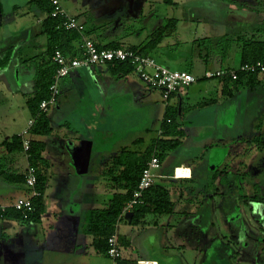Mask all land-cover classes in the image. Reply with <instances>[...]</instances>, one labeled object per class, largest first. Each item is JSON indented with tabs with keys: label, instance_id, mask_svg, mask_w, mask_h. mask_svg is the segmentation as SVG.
Wrapping results in <instances>:
<instances>
[{
	"label": "crops",
	"instance_id": "0c3cea01",
	"mask_svg": "<svg viewBox=\"0 0 264 264\" xmlns=\"http://www.w3.org/2000/svg\"><path fill=\"white\" fill-rule=\"evenodd\" d=\"M217 1L199 0L197 2H204L203 5L192 3L185 6L186 10L187 7L193 10V14L191 16L187 12L188 16L181 23L187 26L194 24L198 33L205 34L185 44L177 54L187 59L184 67L178 70L162 64L170 54L174 58L171 53L173 47L180 46L178 36H175L179 23L167 13H164L167 16L162 17L164 19L161 18L158 25L161 30L169 31V36L162 39L148 54L162 66L190 73L197 78L196 84L175 93L168 101V105L176 108L178 114L182 113L178 127L182 132L180 145L171 153H176L188 144L189 150H192L188 155L190 157L185 156L175 161L176 163H168L166 160L159 169L163 170V174L154 175L155 180L179 181L177 186L174 185L179 204L174 201L176 204L173 214L167 216L177 215L185 219L195 217L196 224L192 225L197 228L193 243L195 250L198 253L200 249L209 248L211 255L219 249L218 235L210 240L208 246L201 248L198 243L202 240L199 239L200 228L204 225L213 228L214 225H209L212 212L201 203L206 198L205 189L210 184L216 195L221 194L223 197L216 184L219 185V178L224 175L222 173L214 181L212 175L223 168L224 164L229 163L231 166L233 148L238 149V145L243 144L242 146L250 149L248 139L256 134L264 135V77L258 76L254 83H244L238 87L207 78L210 72L235 69L240 65L241 58L236 46L224 51L226 43L231 45L238 37L253 36L264 41V20L255 22L258 19L254 8L250 4L243 5V0ZM73 2L80 4L78 14L69 15L84 25L85 31L78 40L63 44L66 58H80L83 41L102 46L116 43L120 49L128 50L144 46L151 39L148 36L146 41L139 40L134 45H125L126 43L116 38L119 23H112L111 18H101L97 13L99 11L92 8L90 3L83 0ZM207 3V6L214 5L213 13H210L209 8H205L208 13L203 10L199 13L198 10ZM4 4L5 1L0 0V206H11L18 199L28 197V190L17 180L23 176L27 161L24 153L12 149V140L21 135L32 120L28 102L39 93L40 73L51 66L47 53V36L42 26L46 16L30 5L29 0H15ZM161 4V8L177 6L173 0L170 3L162 0ZM239 4L246 6L251 13H245L240 18L231 16L230 13L235 12ZM224 7L227 14L218 15L216 11L222 12ZM150 20L146 21V27H150ZM157 21L155 19L154 23ZM171 21L176 24L172 30L169 29ZM152 24L151 21V26ZM97 31L106 37L96 35ZM174 36L177 40L161 45L165 39ZM131 74L137 77L134 72L126 76L116 74L111 65L95 66L74 70L58 82L59 95L56 102L46 109L51 134L40 137L32 136L29 132L28 135L30 141L44 144L39 166L40 173L45 178V188L40 200L43 213L35 224L0 219L5 222L0 223V248L7 252L5 264H62L57 262V255L63 250L67 256L80 254L78 247L87 236L91 238L90 248L93 249V237L86 233L89 214L106 208L115 192L106 172L111 168L114 158L119 157L122 152L140 153L149 147L157 138L162 121L157 115L160 113L163 117L164 114L165 105L160 106L155 95L159 92L145 86L147 93L137 90L131 83L133 78H128ZM16 98L21 104L12 108ZM148 107L151 110L153 108L154 114L147 121L145 112ZM14 109L16 116L10 122L3 123V119ZM143 121L148 123L144 125ZM151 131H155L154 137L147 139ZM216 133L227 134L229 138L215 141ZM142 146L145 148L142 149ZM214 149L221 151L217 160L220 163L214 172L205 171V168L198 171L200 167L197 169L189 164L191 160L199 158L201 166L206 167ZM95 168L99 170L95 171ZM175 168L185 169V172L181 171L185 178L171 179ZM97 178L105 180L104 191L109 193L106 200L95 192V186L100 185L95 181ZM224 180L227 184V178ZM207 199H212L211 195ZM190 201L192 204H189ZM195 205L200 208L192 213L189 208ZM154 224L157 225L156 222ZM7 229L11 230V234L5 233ZM191 231L187 227L181 233L188 236ZM204 240L209 239L205 237ZM221 252L224 250L221 249ZM39 253L40 257H37ZM68 260L70 261L64 264H71V258ZM139 260L158 262L148 256Z\"/></svg>",
	"mask_w": 264,
	"mask_h": 264
},
{
	"label": "rangeland",
	"instance_id": "374dc122",
	"mask_svg": "<svg viewBox=\"0 0 264 264\" xmlns=\"http://www.w3.org/2000/svg\"><path fill=\"white\" fill-rule=\"evenodd\" d=\"M4 1V5H6L10 4L11 1L15 0ZM161 1L162 0L143 1L142 7L144 11V17H147V19H151L150 27H144L143 21L141 19L137 20L136 18L128 17L130 18V20H127L122 17L120 18L121 21L118 24L119 28L117 31L116 38L126 43L125 45H134L138 43L139 40L146 41L147 37L151 36V34L149 33L152 28L151 21L154 24L155 19H157L159 22L162 17L167 16L164 13L169 14V16L174 17L175 20H177L179 23L176 26L175 35L178 36V40L174 36L172 38L165 39L161 45H165L167 42L173 40H177L178 42L182 43V45L179 43L180 46H174L175 48L173 47V50L171 52L173 53L174 58L170 54L168 58L163 60L164 62H162V64L164 63L168 66L170 65L172 69L179 70L181 67H184L186 65L185 62H187V59L184 58L182 55L177 56V54L181 51L182 47H184L185 44H188L191 40L197 39L200 36L203 37V35L205 34L204 32L203 34H201V32L198 33L194 24H188L187 26L186 24L181 23L182 19L188 16L187 12L191 16L193 14V10H190L189 7H187L188 10H186L185 6H189L192 3L203 5L204 2H197L199 0H173V3L177 4L175 8H172L170 6H165L161 8L160 6L163 5L161 4ZM243 1H245L243 2V5L247 4V6H249L250 4V6L254 8V14L256 15L254 16L258 19L255 20V22L258 23L264 20V0ZM258 3L260 5L262 4V6L259 7ZM60 5L68 14H78V10L80 7L79 3L74 4L73 0H60ZM207 5L208 3L205 4L203 8L199 9V13L202 10L208 13L207 9L205 8H209L210 13H213L212 8L214 7V5ZM243 5L239 4L237 10L235 12H231L230 15L234 18H240L244 17L245 13H251L249 12L250 10H248V8ZM226 6H228V4ZM216 13L218 15H225L227 14L226 8L224 7L222 9V12H220V10H217ZM80 21L83 22L82 19ZM87 27L89 26L87 25ZM166 33H168V31H166ZM99 34L100 36L103 35L102 33H99V31H97L96 35ZM103 37H106V35H103ZM154 56L155 55H153V57ZM166 60H171L172 62L170 63ZM99 76L101 77L102 74H99ZM128 78H133L131 79V83H133V86L135 85L137 90H143L145 91V93H147V91L144 90L145 87L142 82L138 80V77H136L134 74H131L130 76H128ZM157 94L158 93L156 92L155 95L157 96V102L160 106H162L163 101L161 95H159L160 93L158 95ZM19 104H21V101L16 98L14 100V103H12L11 107L15 108ZM150 111L151 114H149ZM24 114H26V112H24ZM153 114V108L151 110V107H148L147 111L145 112V119L148 121L149 117L153 116ZM14 116H16L15 109L11 111L6 118L3 119V123L10 122V120H12V117ZM157 118L159 120L162 119L160 113H158ZM147 123L148 122L143 121L144 125ZM91 131H93L92 128ZM154 132L155 131H151L150 135L147 136V139L154 137ZM224 133H216V137L214 136V140L228 139L229 136ZM211 134L214 135V133ZM242 145L243 144H239L238 149L233 148L231 156L233 161L231 166L229 163L224 164L223 168L221 167L219 171H217V177H219V175H221L222 173L224 175L223 177L219 178V185L216 184V187L221 191L223 197H221V194L216 195V192H214V187H211L210 184H208L207 188L205 189L206 198L202 199L201 202L206 207L205 209H209L212 212L213 215L209 217V219H211L209 220V225H211V223H213L214 225L213 228L206 227L205 225L200 228L201 237L199 239L202 240L198 242L199 246L201 248L202 246H208L210 240H213L215 236L218 235V237L220 238L218 251L213 252L212 255L211 251H209V248H204L203 250L200 249L198 253L196 252L195 246L193 244L195 243L194 239L197 230V228L193 227L196 224L195 217L190 216L185 219L177 215L161 217L153 216L154 218L147 217L144 220L143 224L141 223L139 226L135 227L129 226L125 221H121L117 224L116 235L122 239L129 241L130 248L122 249L123 259L126 260L127 264H134L135 261L145 256L156 259L155 261H158L157 263L159 264H262V262L264 261L260 256L262 252L260 250V252L257 251L258 249L255 246L256 244L253 241V238L260 237L257 233L258 229L255 228V218L258 220L259 223L263 221V218L257 212L249 213V210L246 207L244 209H242V207L244 204H247L248 202L252 201L253 198H256L258 201H264V175L262 174V172L264 173V149L261 151L258 150V153H260V155H258L256 153L257 150L254 149V147L252 148L251 146L249 149L248 147H244ZM144 148L145 146H142V149ZM191 151L192 150H189V145L185 144L176 153L174 152L168 154L167 158L164 161L166 162L167 160L168 163H176L175 161L181 160L185 156L190 157L188 155ZM220 152L221 151H219L218 149H214L213 151H211V159L209 160L206 167L201 166V160L199 158L191 160L189 164L192 167H197V169L200 167L198 171H200L201 168H205V171L214 172L218 168V165L220 163V161H217L219 159ZM259 157L260 159L257 162L258 165L252 166L256 162V159ZM245 159H248V161ZM260 162L262 163L261 165H259ZM258 168L259 171H257ZM97 170H99V168H95V171ZM260 170H262V172ZM252 172H254L255 176ZM154 173L161 175L163 174V170H157ZM225 173L229 177H227ZM252 177H255V179H253ZM225 178H227V184L224 182ZM95 181L97 184H100L95 186L97 188V190H95L96 194H99L102 199L106 200L109 193L104 191L103 182L105 180L97 178ZM154 182L156 185L166 188L170 192V198L172 199V201H175L177 202V204H179L177 201L178 196L175 195L174 191V185L177 186L176 184H179V181L173 182L171 180L157 179L154 180ZM210 195L212 199H207ZM189 204H192V202L190 201ZM250 204L249 206H251ZM198 208H200V206L195 205L191 206L189 210L194 213L195 210ZM239 218L243 219L242 224H238ZM250 219H252V221H250ZM155 222L157 223V225L154 224ZM169 222L170 225L168 226ZM0 223L5 224V222L1 221ZM38 227L40 228V226ZM187 227L192 230L191 232H189L188 236L185 233H181V230L186 229ZM5 233L7 235L11 234V230L7 229ZM205 237H207L209 240L205 241ZM90 242L91 238L88 236L85 237V240L82 241L81 246L78 247L80 254L77 255L67 256L65 254V250H63V252L61 251L57 255V262L64 264L70 261L68 259L71 258V264H112L110 260L100 255H97L93 251V249L90 248ZM233 242L235 246H237V250L230 247L232 246L231 244ZM263 245V243L258 244L260 248H262ZM221 249L224 250V252H221ZM1 257L2 253H0V264H2ZM37 257H40V253L37 254ZM223 259L226 261H223Z\"/></svg>",
	"mask_w": 264,
	"mask_h": 264
},
{
	"label": "trees",
	"instance_id": "16d2710c",
	"mask_svg": "<svg viewBox=\"0 0 264 264\" xmlns=\"http://www.w3.org/2000/svg\"><path fill=\"white\" fill-rule=\"evenodd\" d=\"M164 1L170 3L172 0ZM29 3L46 16L42 26L44 34L47 36V53L49 55V64L51 66L40 73L41 78L39 83V93L33 100L28 102V107L30 109V114L32 117L31 119L33 120V125L30 128V134L32 136L46 137L51 134L52 130L46 118L47 110H40L39 105L49 96V87L52 83V77L55 71L54 66L50 62V58L55 49H59L64 54L65 45L63 44H68L72 40H78L80 35L74 32H66L62 28L58 29L59 21L57 19L51 18L50 16L52 12V6L49 0H29ZM258 6L260 7L262 6V4L260 5L258 3ZM169 25V29L172 30L174 29L176 24L175 22L171 21V24ZM262 27L264 31V24L262 25ZM168 33L166 34L165 29L163 31L161 30V28H159L155 32L151 33V39H149V41L144 46L131 47L128 48V50H131L138 55L148 56L150 51L155 49L158 44L161 43L162 39H164L166 36H169ZM94 44L98 49L101 50L120 49V46L116 43L107 44L104 46L96 43ZM226 45L227 47L223 46L224 51L230 49L231 46H236L241 58L240 65L254 64L256 62L264 63V41L256 39V36H253L251 38L238 37L233 42V44L230 45L229 43H226ZM108 65H111L113 66V68H115L116 74H122L123 76L134 72L132 66L128 65V63H113ZM258 76L259 75L257 73H239L235 81H231L229 78H224L221 80H210H217L223 84L230 83L234 87H238L244 83H254ZM195 79L197 83V78ZM174 94H172L166 101L162 99L163 104L165 105L164 114L162 117L160 128L158 130V136L155 140L152 141L150 146L140 153L122 152L119 157L114 158L111 168L106 172V176H108L109 181L111 182V186H113L115 189V192L112 195V199L103 210L94 211L89 214L86 233L93 237L92 246L94 251L98 255L108 260L110 259L107 256V241L111 236L115 235L117 237L118 246L121 249V252H123L122 249L130 248L129 242L127 240L122 239L116 235V226L119 222L125 221L129 226L135 227L139 226L141 223L143 224L144 220L147 217H161L173 214L176 203L170 198V192L154 184L145 193L143 203L136 206L133 211L130 212L133 214L130 221H126L123 217H121L122 211L126 208L127 203L131 200L133 191L137 187L140 174L145 167L146 161L154 156L159 160L161 167V163L167 158L168 154H170L180 145L182 132L178 130V127H180L179 117H182V113L179 112L180 114H178L176 108L168 105V101ZM247 143L248 145L252 146V148L254 147V149H256L257 151H261L264 149V135L256 134L252 138L248 139ZM12 144V149L23 153L22 137L20 135L13 138ZM43 148V143L30 141V148L26 152V155L29 156L26 160L27 167L30 166L35 170L36 185L34 189L39 193L38 198L32 199L33 211L28 213L27 218H24V216L20 212L13 209H8L7 211L0 214V219H10L23 224H35L39 222L41 214L43 213V209L40 205V200L45 188V178L43 174L40 173L39 169L41 163L40 153L43 151ZM25 172L23 176L17 178V180L20 181V183H22L24 187ZM172 173L171 176L173 175ZM217 175L218 172H215L212 175V181L217 178ZM14 180L16 179L14 178ZM29 195L30 190H28V196ZM253 203L261 204L263 206V200L258 201L257 199H254ZM262 211L264 212V207H262ZM259 250L262 252L260 256L264 260V248H258L257 251ZM120 261L126 262V260L123 259V254L122 260ZM137 261H135L134 264H136ZM111 263L114 264L112 261ZM262 264H264V261L262 262Z\"/></svg>",
	"mask_w": 264,
	"mask_h": 264
},
{
	"label": "built area",
	"instance_id": "2783aa9c",
	"mask_svg": "<svg viewBox=\"0 0 264 264\" xmlns=\"http://www.w3.org/2000/svg\"><path fill=\"white\" fill-rule=\"evenodd\" d=\"M52 6L51 18L59 21V28L64 29L66 32H74L83 35L85 28L79 21L70 16L60 5L58 0H49ZM82 56L80 58H66L65 55L59 50L55 49L50 62L54 66V74L52 83L49 87V96L46 100L42 101L39 109L46 111L50 106H53L59 95L58 82L79 68H89L95 66H105L113 63H128L132 66L134 73L142 84L150 89L158 91L164 101H166L175 92H181L196 83V79L190 73L184 71L171 70L168 67L158 64L154 59L149 56L138 55L131 50L113 49L101 50L98 49L93 42L83 41L81 46ZM257 73L259 76H264V63L256 62L254 64L239 65L235 69H225L210 72L207 74L208 79L221 80L229 78L235 81L238 74ZM33 121H29L27 128L21 133L22 146L25 159H28L26 152L30 148V141L28 138L30 128ZM160 168L159 160L152 156L146 161L145 167L142 170L136 189L133 191L131 200L127 203L126 208L122 211L121 217L124 218L125 214L130 213L133 209L141 205L144 201L145 193L154 185L155 175L154 172ZM185 172L183 168H175L171 179H182L185 175H177V171ZM25 187L30 190V195L25 199H18L11 206H0V214L13 209L20 212L24 218H27L28 213L33 211L32 199L38 198L39 193L34 189L36 185V173L34 168L28 166L24 175ZM108 258L115 264L122 260V252L118 246L117 237L111 236L108 241ZM136 264H157L154 261L138 260Z\"/></svg>",
	"mask_w": 264,
	"mask_h": 264
},
{
	"label": "flooded vegetation",
	"instance_id": "af4514ba",
	"mask_svg": "<svg viewBox=\"0 0 264 264\" xmlns=\"http://www.w3.org/2000/svg\"><path fill=\"white\" fill-rule=\"evenodd\" d=\"M83 1L86 3H90L92 5V8H94L95 10H98L99 12H97V13L101 18L102 17L105 19L111 18V21L114 24L120 23V21H121L120 18H122V17L127 19V20L128 19L130 20V18H136L137 20L141 19L143 21V26L146 27V21L149 20V19H147V17H144V11H143V7H142L144 0H83ZM128 17H130V18H128ZM158 23L159 22L157 21L156 23L152 24V26H151L152 28L150 31L151 33L160 28V25H158ZM256 153L258 155H260V153H258V151H256ZM259 159H260V157L256 159V162L252 166H254V165L257 166L258 165L257 162L259 161ZM261 164L262 163L260 162L259 165H261ZM257 171H259V168L257 169ZM260 171L262 172V170H260ZM252 173L254 174V172H252ZM262 174L264 175L263 172H262ZM254 176H255V174H254ZM252 178L255 179V177H252ZM254 199H256V198H253L252 201L248 202L246 205H243L242 209H244L246 207L249 210V213L257 212L263 218L262 219L263 221H261L260 223L258 222V220L256 218L254 221L255 228L258 229L257 233L260 236V237L253 238V241L256 244L255 246L258 249V248H260L258 246L259 243L264 244V212L262 211V207H264V201L262 203L263 204V206H262L261 204H254L253 203ZM249 204L251 206H249ZM261 211L263 214L261 213ZM242 220H243L242 218H239L238 224L239 223L242 224ZM250 221H252V219H250ZM231 245L232 246H230V247L237 250V246H235L234 242ZM260 245H262V244H260ZM245 246H248V245H245ZM262 248H264V245ZM3 251H4V253H3ZM0 253H2V257H1L2 264H5L7 252L4 248H0Z\"/></svg>",
	"mask_w": 264,
	"mask_h": 264
},
{
	"label": "water",
	"instance_id": "95a60500",
	"mask_svg": "<svg viewBox=\"0 0 264 264\" xmlns=\"http://www.w3.org/2000/svg\"><path fill=\"white\" fill-rule=\"evenodd\" d=\"M132 215H133L132 213H127V214H125L124 219L126 221H130ZM116 264H126V262L125 261H118V262H116Z\"/></svg>",
	"mask_w": 264,
	"mask_h": 264
},
{
	"label": "bare ground",
	"instance_id": "6f19581e",
	"mask_svg": "<svg viewBox=\"0 0 264 264\" xmlns=\"http://www.w3.org/2000/svg\"><path fill=\"white\" fill-rule=\"evenodd\" d=\"M177 175H179V176H183L181 170H178V171H177Z\"/></svg>",
	"mask_w": 264,
	"mask_h": 264
}]
</instances>
